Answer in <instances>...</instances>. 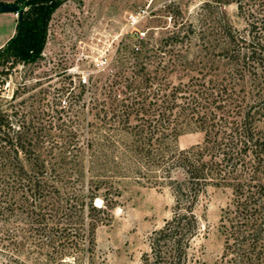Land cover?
I'll return each instance as SVG.
<instances>
[{
    "label": "trees",
    "instance_id": "16d2710c",
    "mask_svg": "<svg viewBox=\"0 0 264 264\" xmlns=\"http://www.w3.org/2000/svg\"><path fill=\"white\" fill-rule=\"evenodd\" d=\"M60 1L22 0L28 8L0 48L3 60L6 52L23 62L40 57L47 20ZM235 2L242 27L217 17L213 7L208 16L199 12L207 24L181 20L166 30L156 64L146 42L125 48L111 76L96 77L88 87L91 119L80 125L83 137L72 131V120L49 114L43 96L36 106L23 101L10 112L0 108V260L16 264L25 244L46 251L48 260L53 250L59 259L74 256L79 231L71 205L82 198L94 227L91 210L114 204L98 190L106 168L114 175L144 168L159 172L153 179L170 188L174 202L170 216L150 232L138 264L198 259L191 250L201 227L198 203L210 184L231 192L219 218V263L264 264V0ZM79 84L78 91L71 84L61 88L67 111L85 92ZM189 129L202 131L201 141L178 147L177 135ZM85 149L90 195L69 186L83 179L79 153ZM98 194L100 206L93 204Z\"/></svg>",
    "mask_w": 264,
    "mask_h": 264
},
{
    "label": "rangeland",
    "instance_id": "374dc122",
    "mask_svg": "<svg viewBox=\"0 0 264 264\" xmlns=\"http://www.w3.org/2000/svg\"><path fill=\"white\" fill-rule=\"evenodd\" d=\"M2 1L24 3L22 0ZM203 1L61 0L47 20L46 41L40 57L23 62L15 60L10 52L5 54L8 60L0 56V108L10 112L13 105L21 108L23 101L26 104L32 101L36 106L37 98L43 96V103H49V114L57 113L72 120V131L83 137L80 125L91 119L88 87L96 77L103 80L105 75L111 76L125 48L146 42L153 46L155 55L152 59L156 64L158 56L163 54L158 44L166 30L181 20L207 24L208 17L200 20L197 16L199 12L208 16L207 10L212 7L218 11L217 17L230 19L239 27L244 25L242 17L237 15L236 0H207L210 4L201 10L199 6ZM27 8L25 5V10ZM13 16L16 31L17 14ZM7 28L6 24L0 23V39ZM79 83L85 84V92L74 104L73 111H67L68 102L60 93L61 88L71 84L70 89L78 91L81 90ZM52 107H63L64 110L58 113L51 111ZM56 131L63 132L58 128ZM202 137L200 130H183L177 135L175 144L184 148L201 141ZM80 158L84 164L83 179L75 185L69 182V186L90 195L86 149L79 153ZM104 172L101 178L104 182L98 190L114 204L105 211L91 210L97 219L94 227L86 216L87 205L81 206L82 198L71 205L75 209L72 225L75 224L79 231L72 247L74 256L65 255L59 259L53 250V257L48 260L46 251L25 244L16 264H138L142 252L149 250L150 232L170 216L173 195L168 186L153 179L156 176L161 178L158 171L142 168L123 170L114 175L115 172L106 168ZM173 176L181 177L182 172L174 170ZM230 193V188L222 184H210L201 192L197 210L201 227L191 249L198 259L192 264H220L223 236L219 230V218ZM88 196H84L86 201ZM93 204H104L102 195H96ZM63 205L69 206V203ZM19 219L13 222L16 227L22 225ZM0 264L6 263L1 259Z\"/></svg>",
    "mask_w": 264,
    "mask_h": 264
},
{
    "label": "crops",
    "instance_id": "0c3cea01",
    "mask_svg": "<svg viewBox=\"0 0 264 264\" xmlns=\"http://www.w3.org/2000/svg\"><path fill=\"white\" fill-rule=\"evenodd\" d=\"M14 12H0V23L8 26L2 39H0V46L15 32V23L12 21Z\"/></svg>",
    "mask_w": 264,
    "mask_h": 264
},
{
    "label": "water",
    "instance_id": "95a60500",
    "mask_svg": "<svg viewBox=\"0 0 264 264\" xmlns=\"http://www.w3.org/2000/svg\"><path fill=\"white\" fill-rule=\"evenodd\" d=\"M24 9L25 6H23L21 3L18 2H10V1L0 2V12H14L17 14V25L20 24Z\"/></svg>",
    "mask_w": 264,
    "mask_h": 264
},
{
    "label": "built area",
    "instance_id": "2783aa9c",
    "mask_svg": "<svg viewBox=\"0 0 264 264\" xmlns=\"http://www.w3.org/2000/svg\"><path fill=\"white\" fill-rule=\"evenodd\" d=\"M133 19V21L135 20L134 18H132ZM138 32H139V30H137ZM140 33H142V32H140Z\"/></svg>",
    "mask_w": 264,
    "mask_h": 264
}]
</instances>
